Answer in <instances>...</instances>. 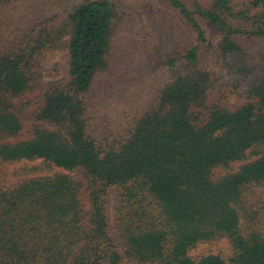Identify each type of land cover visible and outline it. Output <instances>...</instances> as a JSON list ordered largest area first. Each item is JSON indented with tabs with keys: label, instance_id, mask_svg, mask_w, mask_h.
<instances>
[{
	"label": "trees",
	"instance_id": "16d2710c",
	"mask_svg": "<svg viewBox=\"0 0 264 264\" xmlns=\"http://www.w3.org/2000/svg\"><path fill=\"white\" fill-rule=\"evenodd\" d=\"M24 1L0 0V167L41 161L30 171H61L0 184V264H264L254 199L264 187V77L239 43L264 40V0H167L189 43L166 56L151 105L106 144L89 133L87 97L112 67L125 16L112 0H78L29 18L18 15ZM205 25L219 34L210 58ZM50 52L64 53L66 76L44 90L18 140ZM218 75L244 103L211 101ZM223 239L228 258L190 256Z\"/></svg>",
	"mask_w": 264,
	"mask_h": 264
},
{
	"label": "rangeland",
	"instance_id": "374dc122",
	"mask_svg": "<svg viewBox=\"0 0 264 264\" xmlns=\"http://www.w3.org/2000/svg\"><path fill=\"white\" fill-rule=\"evenodd\" d=\"M78 0H25L18 15L28 16L33 9L40 18L59 16L65 6ZM80 1V0H79ZM125 16L114 41V55L111 69L102 75L88 101V127L90 135L100 144L119 140L153 102L156 91L165 78L166 56L181 54L188 41V35L181 19L170 8L167 0H112ZM191 4L192 0H185ZM210 3L213 0H198ZM241 1V0H236ZM37 17V18H38ZM30 18V17H29ZM208 42L203 51L212 57L219 42V34L210 26ZM251 69L258 77H264V40L239 39ZM67 58L64 53L50 52L42 59L39 72L42 80L39 87L25 98V129L18 140L29 137L32 116L38 110L44 90L58 84L66 76ZM219 76V87L211 92V101L229 107L244 103L239 89L227 88ZM42 162H28L0 167V184L10 185L32 176H51L61 171L52 167L44 171L31 172ZM79 173H74L78 175ZM118 190L113 189L108 196V215L114 224V204ZM257 209L264 222V187L256 189ZM89 206V204L87 205ZM210 254L228 258L230 243L223 239L200 245L190 253L194 259Z\"/></svg>",
	"mask_w": 264,
	"mask_h": 264
}]
</instances>
